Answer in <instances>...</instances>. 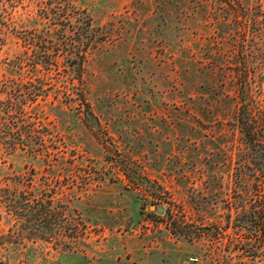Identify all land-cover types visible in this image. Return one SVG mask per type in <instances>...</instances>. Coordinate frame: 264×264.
<instances>
[{
	"label": "rangeland",
	"instance_id": "rangeland-1",
	"mask_svg": "<svg viewBox=\"0 0 264 264\" xmlns=\"http://www.w3.org/2000/svg\"><path fill=\"white\" fill-rule=\"evenodd\" d=\"M49 1L6 2L15 28L0 36V74L18 75L6 62L26 56L29 36L56 40L41 16ZM68 1L91 16L100 37L84 48L80 75L65 70L72 64L64 51L52 75L59 77L53 79L57 88L74 92L78 87L83 94L74 92L69 102L49 89L27 109L50 132V150L58 156L54 181L66 176L76 181L63 185L59 195L80 216L84 236L75 248L59 250L55 243L32 242L24 231L21 244L0 238V259L5 264H187L196 257L197 264H264V257L247 258L245 235L235 242L231 227L236 215L230 208L232 159L243 139L231 126L236 108L228 71L208 63L217 33L224 63L230 54L231 20L216 18L219 2ZM37 67L43 70L42 64ZM115 158L133 160L143 185L160 199L151 203L152 197L117 179ZM48 173L42 155L0 148L1 187L22 190L18 180L29 174L39 187ZM183 214L187 232L177 228ZM14 221L0 205V235L9 233ZM216 226L225 233L219 241L212 236Z\"/></svg>",
	"mask_w": 264,
	"mask_h": 264
},
{
	"label": "trees",
	"instance_id": "trees-1",
	"mask_svg": "<svg viewBox=\"0 0 264 264\" xmlns=\"http://www.w3.org/2000/svg\"><path fill=\"white\" fill-rule=\"evenodd\" d=\"M7 1L0 0V36L5 34L4 29L15 28L11 12L7 10ZM214 1L219 2L216 18L231 20L230 54L227 63H224L222 37L217 33L214 36L217 48L210 53L213 57L208 63L212 69L226 68L228 71L234 87L235 95L232 99L236 108L231 126L238 129L243 139L235 153L236 158L232 159L234 195L230 208H233L236 215L231 227L235 242L239 241L238 236L245 235L243 250L247 258L253 261L264 257V3L245 5L241 0ZM198 4L202 3L198 1ZM41 12L42 18L56 35V40L44 37L41 41H35V35L29 36L25 39L26 56L6 62L12 70H18V75L0 74V148L10 152L20 149L34 156L42 155L46 170L50 173L44 176L39 187H34L32 174L18 180L24 184L22 190L0 186V205L15 220L10 232L0 235V238L21 244L25 237L23 232L28 231L32 235V242L55 243L59 250H65L75 248L73 244H77L84 236L80 216L71 211L59 195L63 185L71 187L76 181L68 176L65 180L54 181L52 168L58 156L50 150V132L42 130V122L37 114L27 108L40 96H47L49 89H55L56 94L62 92L69 102L76 98L74 92L82 96V88L75 87L74 92L57 88L53 79L59 77L52 75L53 70H58L56 57L64 51L68 58L71 57L68 66L72 64L69 70H65L69 73L77 71L80 75L84 69V48L93 45L100 35L94 31L91 16L68 0H50L42 6ZM46 31L49 33V30ZM33 33H36L35 29ZM38 64H42L43 70L37 67ZM25 77L29 80L24 82ZM30 79L38 82L31 84ZM79 100V104H84V97ZM110 144L116 152V146ZM113 163L117 170L116 178L125 180L128 189L152 197L151 203L160 199L157 195L159 193L151 192L143 185V173L133 166V160L115 158ZM205 164L208 162L205 161ZM204 168L200 169L205 172ZM118 172L122 175L118 176ZM242 185L247 187L244 192L239 189ZM80 186L84 187V183ZM180 219L177 228L187 232L185 214ZM229 224L230 221L227 222ZM223 234L224 230L216 226L212 236L219 241ZM0 264L5 262L0 259Z\"/></svg>",
	"mask_w": 264,
	"mask_h": 264
},
{
	"label": "built area",
	"instance_id": "built-area-1",
	"mask_svg": "<svg viewBox=\"0 0 264 264\" xmlns=\"http://www.w3.org/2000/svg\"><path fill=\"white\" fill-rule=\"evenodd\" d=\"M198 260L196 257L189 258V261L187 264H197Z\"/></svg>",
	"mask_w": 264,
	"mask_h": 264
},
{
	"label": "water",
	"instance_id": "water-1",
	"mask_svg": "<svg viewBox=\"0 0 264 264\" xmlns=\"http://www.w3.org/2000/svg\"><path fill=\"white\" fill-rule=\"evenodd\" d=\"M157 211L158 212H162L163 211V208L162 207H157Z\"/></svg>",
	"mask_w": 264,
	"mask_h": 264
}]
</instances>
